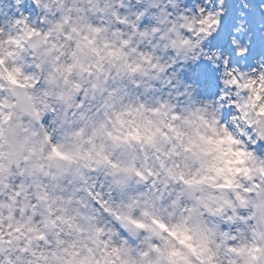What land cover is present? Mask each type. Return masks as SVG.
I'll use <instances>...</instances> for the list:
<instances>
[{"label":"clouds","instance_id":"9594fccd","mask_svg":"<svg viewBox=\"0 0 264 264\" xmlns=\"http://www.w3.org/2000/svg\"><path fill=\"white\" fill-rule=\"evenodd\" d=\"M0 264H264V0H0Z\"/></svg>","mask_w":264,"mask_h":264}]
</instances>
